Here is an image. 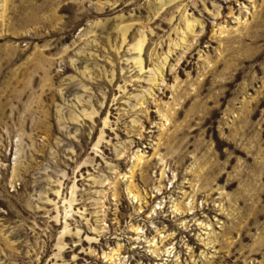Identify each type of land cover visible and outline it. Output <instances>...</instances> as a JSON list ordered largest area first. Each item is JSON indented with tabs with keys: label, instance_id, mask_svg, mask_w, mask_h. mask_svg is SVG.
Masks as SVG:
<instances>
[{
	"label": "rangeland",
	"instance_id": "rangeland-1",
	"mask_svg": "<svg viewBox=\"0 0 264 264\" xmlns=\"http://www.w3.org/2000/svg\"><path fill=\"white\" fill-rule=\"evenodd\" d=\"M0 264H264V0H0Z\"/></svg>",
	"mask_w": 264,
	"mask_h": 264
}]
</instances>
